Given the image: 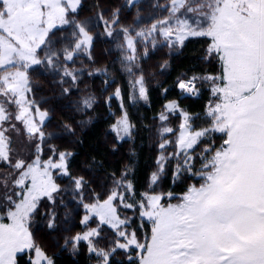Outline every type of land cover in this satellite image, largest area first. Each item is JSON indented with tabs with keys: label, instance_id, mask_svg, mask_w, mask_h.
<instances>
[{
	"label": "rangeland",
	"instance_id": "1",
	"mask_svg": "<svg viewBox=\"0 0 264 264\" xmlns=\"http://www.w3.org/2000/svg\"><path fill=\"white\" fill-rule=\"evenodd\" d=\"M21 2L8 0L10 16L0 23L19 30L18 20L31 27L43 17L51 26L63 22L68 18L67 13L79 6V0H28L24 7H21ZM41 3L45 5L43 11ZM118 7H123L122 0H86L81 17L95 18L103 9L106 18L111 21L115 19L112 10ZM194 8L209 14V25L202 31L213 38L210 51L221 54L224 69L222 79L227 81L224 96L236 101L221 105L223 119L214 125L219 129H231L229 138L232 146L230 151H218L209 159L210 163L214 162L217 166L212 172L214 179L211 184L201 189L190 187L182 201H173L165 207L160 204L162 193L159 190L146 194L148 208L141 209V212L152 221V232L148 251L144 254L145 264H216L215 253L220 246L228 248L233 254L246 246L252 250L247 258L249 264H264V219L258 213L259 209L264 208V110L245 95L259 77H264V0H222L219 7L215 6V0H201ZM92 31L103 33L98 24H94ZM105 48L109 50L107 55L104 53ZM79 51L80 55L74 63L84 68L83 79L73 95L53 102L52 120L44 130L55 127L60 132L53 143L56 144L57 154L61 151L67 154L73 152L76 137L94 120L96 114L104 118L113 111L116 117L104 132L103 144L108 147L110 158L120 159L122 166H125L126 157L122 156L120 146L126 144L124 148H129L132 127L121 89L112 80L105 79V66L114 57L125 63L130 76L129 102L145 104L147 87L153 78L160 76L161 65L164 67L167 64L165 61L175 56L178 50L173 47L172 55L169 56L167 49H157L143 62L142 69L138 68L139 60L129 62L123 59L104 40L98 39L95 45L94 65L83 56V50ZM97 68L100 69L98 73ZM88 72H92V76ZM44 86L48 87L46 83ZM174 101L170 100L162 106L149 129L148 143L154 155L150 173H154L156 178H165L168 171L162 173L161 167L165 165L168 154L174 151V148H161L159 145L171 139L174 147L184 148L194 139L193 136L185 135L183 130L172 137L159 135L160 131H167L179 119L163 121L164 117L170 116L169 106L175 110ZM180 103L184 106L187 100H181ZM25 118L28 119L29 129L34 131L36 126L28 117ZM125 124L129 126L128 132L124 131ZM23 140V135L16 136L13 133L12 161L15 167L20 166V160H26ZM8 152L5 138H0V159H6ZM174 161L175 157L168 162V170H171ZM55 164L62 169L64 167L62 160L58 159ZM52 166L51 161L46 168L28 165L19 176L14 168L0 169L2 184L12 180L9 188L14 178L17 185L30 182L29 187L24 189V195L19 200H13L15 207L7 203L13 197L6 200L3 209L0 206V264H16V257L23 253L32 254L31 264H51L54 255L78 253H74L71 242L67 247L63 246L65 234L71 236L77 231H84L75 220L69 222L57 218L56 225L50 229L49 218L43 215L46 206L41 205L36 210L41 198L51 194L58 186L51 174ZM71 171L75 176L84 174L89 178L116 179L121 185L128 183L127 176L122 173L117 178L104 177L87 165L79 169L72 167ZM123 173H127L126 170ZM3 176L4 179L1 178ZM131 201L133 205L137 203L135 197H131ZM60 211L63 212V209ZM221 212L230 215L227 219H218ZM112 223L117 224L118 221L113 219ZM94 236L89 239L97 252L101 248L105 252L111 251L107 234L99 241ZM135 241L137 237L129 233L121 243L130 249ZM80 250L86 253L87 245H81ZM91 258L93 261L96 259L95 256Z\"/></svg>",
	"mask_w": 264,
	"mask_h": 264
},
{
	"label": "snow or ice",
	"instance_id": "2",
	"mask_svg": "<svg viewBox=\"0 0 264 264\" xmlns=\"http://www.w3.org/2000/svg\"><path fill=\"white\" fill-rule=\"evenodd\" d=\"M27 3L28 0H22L21 7ZM199 3L201 0H122L123 7L112 10L115 19L109 21L103 9L95 18H82L81 10L86 0H79V6L67 13V19L51 26L43 17L31 27L18 20L19 30L0 23V138H5L9 149L7 158L0 159V169L14 168L19 176L25 166L46 168L48 162H52L51 174L58 186L51 194L41 198L36 210L41 205L46 206L43 215L49 218L50 229L56 225L57 218L69 222L74 219L84 231H77L71 236L65 234L63 246L67 247L71 242L76 253L81 245H87L86 255L96 257L95 261L90 260V264H100L101 261L103 264H145L144 254L148 251L152 232V221L141 212V209L148 208L146 194L159 190L162 193L160 204L165 207L173 201H182L190 187L201 189L211 184L214 179L212 172L217 166L209 159L218 151L231 150V129H219L214 125L223 119L221 105L236 101L224 96L227 81L222 79L221 54L210 51L213 38L202 31L209 25V14L194 8ZM221 4L222 0H215L216 7ZM40 7L43 11L45 5L41 3ZM7 9L8 0H0V21L9 18ZM94 24L103 29L102 34L92 31ZM98 39L110 43L112 50L123 59L129 62L139 60V69L161 47L167 49V54L171 56L173 47L180 54L190 44L198 43L200 46V55L193 59L203 64L204 68L197 70L194 62L192 71L184 73L187 79L177 77L176 92L183 95L173 102L174 111L169 106L170 116L164 117L163 121L179 119L167 131L159 132L161 137H172L183 130L185 135L194 137L184 148L174 147L171 139L159 145L161 148H174L161 167L162 173L168 171V162L175 157L167 187L162 183L163 176L156 178L154 173L149 174L145 186L139 189L132 182L121 185L116 179L89 178L84 174L75 176L71 171L75 153L61 151L57 154L53 141L60 132L55 127L44 130L52 120L53 102L73 95L83 79L84 68L74 63L80 55L79 50H83V56L94 65ZM108 51V48L104 49L105 55ZM80 63L83 64V60ZM208 66L214 70L207 71ZM99 70L97 68L96 72ZM104 70L107 71L106 66ZM92 74L88 72L89 76ZM245 95L264 110V77H259ZM180 100L202 103L194 108L192 105L182 106ZM25 117L36 126L34 131L29 129ZM128 129L125 124L124 131L128 132ZM13 133L23 135V139L31 145L29 158L20 160L19 167H15L12 161ZM58 159L63 161V169L55 164ZM110 175L114 177L115 173ZM122 175L127 176V173ZM29 183L25 181L17 185L14 178L11 188L15 195L7 200L9 206L15 207L13 200H19L24 195ZM3 188L8 192L7 184ZM131 197H136L135 205ZM258 213L264 219V208ZM229 215L228 212H221L218 219H227ZM113 219L118 223L113 224ZM129 233L135 235L137 241L126 249L121 242ZM93 234L96 241L103 240L107 234L111 251L105 252L101 248L97 252L89 239ZM116 244L120 246L116 247ZM251 251L242 246L233 254L228 248L220 246L215 253L216 264H249L247 258ZM121 256L124 258L121 259Z\"/></svg>",
	"mask_w": 264,
	"mask_h": 264
},
{
	"label": "trees",
	"instance_id": "3",
	"mask_svg": "<svg viewBox=\"0 0 264 264\" xmlns=\"http://www.w3.org/2000/svg\"><path fill=\"white\" fill-rule=\"evenodd\" d=\"M92 10V8H89ZM200 55V46L198 43L188 45L183 53L176 54L168 60V63L160 71L158 78H153L147 87V101L145 104L133 102L130 104L129 86L130 76L128 75V66L122 63L117 57L108 61L105 79L112 80L113 84L120 87L125 108L128 115L129 123L132 127L130 146L128 149L124 145L120 146L122 156L126 157V165L122 166L120 159L109 156L108 147L103 144V135L115 119V113H107L104 118L99 114L94 116V120L81 131L75 139V156L71 160V168L79 169L87 165L90 169L101 174L104 177H112L110 174L115 173L113 178L120 177L125 170L127 172L128 182H132L136 187L143 188L147 181L151 167L153 165V150L149 145V129L152 122L161 112L162 106L168 101L177 100L181 93L176 92L177 77H183L185 72L193 69V63L197 64V70L204 68V65L194 61V57ZM207 71L214 69L208 66ZM167 89V91H165ZM181 101V100H180ZM202 101L192 102L187 100L184 106L192 105L194 108L199 107ZM25 149V159L29 158L31 145L27 141H22ZM170 175L168 170L162 183L167 187V179ZM4 179V176L1 177ZM12 180L0 182V206L3 209L6 206V200L13 197L14 191L9 188ZM8 185V192L4 191L3 185ZM180 191L179 188L176 189ZM9 192L12 194L9 195ZM136 200V197H135ZM32 254L23 253L16 257V264H31ZM92 258L88 257L84 251H79L75 255L57 254L52 257L51 264H90Z\"/></svg>",
	"mask_w": 264,
	"mask_h": 264
}]
</instances>
